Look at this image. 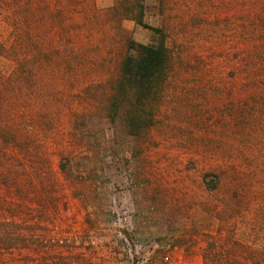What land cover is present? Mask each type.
<instances>
[{
  "label": "rangeland",
  "instance_id": "obj_1",
  "mask_svg": "<svg viewBox=\"0 0 264 264\" xmlns=\"http://www.w3.org/2000/svg\"><path fill=\"white\" fill-rule=\"evenodd\" d=\"M134 43L168 61L118 94ZM6 212L25 218L5 236ZM0 245V264H264V0H0Z\"/></svg>",
  "mask_w": 264,
  "mask_h": 264
},
{
  "label": "trees",
  "instance_id": "obj_2",
  "mask_svg": "<svg viewBox=\"0 0 264 264\" xmlns=\"http://www.w3.org/2000/svg\"><path fill=\"white\" fill-rule=\"evenodd\" d=\"M134 45L135 54L125 56L120 63V75L117 79V84L114 86V90L118 91V94H133L139 92L145 84H152V82L159 81L162 77L163 71L167 64L168 59V50L163 43L158 45H145V44H131ZM115 104V103H114ZM12 137L16 139V136L13 134ZM21 188H17V191H20ZM6 201V203L11 202L10 200H1ZM13 202V201H12ZM3 203V204H4ZM25 216L21 214H13L11 212H6L2 214L1 226L2 232L5 236L12 230L16 224L23 222ZM34 222H39L36 218ZM15 236L13 239V245H17L19 237L23 234L12 233ZM47 244H40V247L36 246L34 250H30L28 253L36 255H48L52 253L57 254V250L61 245L58 240H48ZM0 245V251L1 249ZM229 263L226 264H235V259L233 258V251L230 248L227 252ZM44 264H59L57 259L45 260Z\"/></svg>",
  "mask_w": 264,
  "mask_h": 264
}]
</instances>
